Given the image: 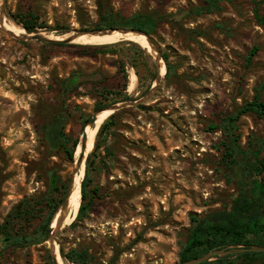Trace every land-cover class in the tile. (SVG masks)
<instances>
[{
    "label": "rangeland",
    "instance_id": "rangeland-1",
    "mask_svg": "<svg viewBox=\"0 0 264 264\" xmlns=\"http://www.w3.org/2000/svg\"><path fill=\"white\" fill-rule=\"evenodd\" d=\"M101 2L125 19L154 11L174 15V22L150 36L175 69L167 77L166 64H161L166 75L151 97L139 107L112 114L114 154L106 159L105 169L90 176L89 189L99 187L94 205L70 227L80 209V189L79 209L56 243L65 252L85 249L103 264L113 259L114 264H180L191 216L224 210L239 191L237 169L223 157V119L258 95L264 101V0H223L220 11L202 16L191 10L206 0H5L4 15L12 23L11 15H36L48 27L38 33L93 31L99 30ZM128 43L114 44L94 58L79 57L69 47L21 41L0 29V221L23 200L44 195L51 172L68 187L62 211L72 178L83 182L86 176L87 160L84 176L79 177L77 152L68 161L50 150L43 135L60 108L58 79L84 74L81 81L86 85L68 101L73 108L65 132L73 139L80 140L98 102L109 107L119 97L137 101L147 96L155 84L153 57ZM132 62L144 77L141 83L137 76L133 90ZM236 137L244 152L254 144L259 147L264 120L242 116ZM106 140L104 135L102 146ZM260 158L264 159V148ZM239 254L210 262L264 264V257L246 259ZM49 258L48 240L15 247L0 237V264H47Z\"/></svg>",
    "mask_w": 264,
    "mask_h": 264
},
{
    "label": "trees",
    "instance_id": "trees-1",
    "mask_svg": "<svg viewBox=\"0 0 264 264\" xmlns=\"http://www.w3.org/2000/svg\"><path fill=\"white\" fill-rule=\"evenodd\" d=\"M221 1L223 0H206L203 6L193 7L191 12L197 16H202L220 11L221 7L219 4ZM100 7L102 13L101 21L97 25L99 30L133 29L153 35L163 24L174 22L175 20L174 15L161 14L159 11L138 13L129 19H125L121 15L114 13L113 8L109 7L108 3L101 2ZM11 18L28 34L37 33L39 29L48 28L46 24L39 23L38 17L32 13L23 16L11 15ZM64 33L66 32L62 34ZM128 44L134 46L133 43ZM47 46L51 48L69 47L74 50L75 56L94 58L97 57L98 53L108 52L114 45L68 46L64 44H49ZM138 52L143 55L140 49H138ZM255 52L256 50L253 53ZM144 59L146 60L145 57ZM163 59L167 67V77H169L175 67L168 63V55L164 54ZM131 66L136 70L140 82L143 83L144 77L139 74L136 63L132 62ZM153 67L154 71L151 79L155 81L157 69L155 64H153ZM83 76V73L76 72L66 79H58L56 81V90L61 98L60 108L53 120L43 128V135L50 150L63 155L68 161H73L79 144V139H73L65 132L67 116L73 108L68 101L78 95L80 88L86 85L85 82L81 81ZM123 90H126V84ZM106 92L111 94L112 91ZM128 100L132 99L128 96H123L115 99L112 103ZM107 105L106 102L101 101L96 104L95 108L98 111ZM247 114H253L257 118L264 120V101L259 95L234 113L227 114L223 119L222 127L226 136V139L222 142V146L225 148L223 157L229 167L237 169L238 194L230 204L225 206L224 210L209 213L204 217L191 216L192 227L180 252V264L203 257L212 251L230 250L240 247H264V159L260 158L261 151L264 148V140H260L259 147L254 144L247 152H244L238 145L236 137L237 122L242 116ZM115 116L112 115L100 127L94 149L88 155L86 176L81 188V206L76 220L70 225L72 228L76 227L77 223L88 215V211L94 205L99 193L98 186L89 189L92 172L105 169L108 165L106 159L114 154L113 145L116 140L114 131ZM88 120L89 118L87 117L86 122ZM104 135H107V140L102 146L101 138ZM102 149L105 152L104 155L101 153ZM50 177L51 183L44 195L38 199L23 200L12 209L3 221H0V237L10 246H30L41 244L48 240L52 232L53 221L65 201L68 189L66 184H61L60 177L55 172H51ZM59 192H61L62 196L57 195ZM36 220H39V223L35 226L34 222ZM60 252L63 259L70 264H103L98 262L85 249H71L65 252L64 248L60 247ZM236 256L249 259L258 256L264 257V253H241ZM228 257L232 256L222 258ZM115 260L113 259L109 264H114ZM47 264H52L51 258H49ZM202 264L214 263L207 261Z\"/></svg>",
    "mask_w": 264,
    "mask_h": 264
},
{
    "label": "water",
    "instance_id": "water-1",
    "mask_svg": "<svg viewBox=\"0 0 264 264\" xmlns=\"http://www.w3.org/2000/svg\"><path fill=\"white\" fill-rule=\"evenodd\" d=\"M4 7H5V0H0V29L2 31L6 32L7 34L13 36L14 38L21 40V41H25V42L39 41V42H44V43H48V44H64V45L75 44L72 42L73 40L71 38L57 40V39H50V38L43 35V34L54 35L51 33H38L37 32V33H32V34H27V35H16L10 31H8L5 28ZM116 31L121 32V33L133 32V33H138V34H141V35H144L147 37L149 43L152 46V49L154 50V53H150V54L153 57L155 67L157 69V78L155 79V84L149 90V92L145 98H142V99L137 100V101H127V102L117 103V104H114L112 106L105 107L101 110L96 111L95 114L92 116V118L85 124L84 129H86L88 126H94L95 123L97 122V116L101 112L110 110V111H113L112 114H115V113H117L123 109H126V108L139 107L141 104H143L147 99H149L151 97L153 92L161 84L164 76L166 75V74L161 75V62L165 63V61H164L162 55L160 54L159 50L154 45V43L151 39V36L146 34L145 32L137 31V30H133V29H104V30H93V31H77L75 33L66 32L64 34H57L54 36L55 37H61V36H64L66 34H73L75 36L82 35V34H107V33L113 34ZM123 42H130V41H123ZM130 43H134V42H130ZM134 44H136V43H134ZM86 46H89V45H86ZM166 69H167V67H166ZM166 73H167V70H166ZM87 142H88V136L86 135L85 130H83V134H82V136L79 140V144L77 146V148L79 146H81L82 153L78 157L75 156V162H76V169L77 170H81V168L83 167V164L85 165V163H86L88 156L86 157L85 160H84V156H85V152H86V148H87ZM77 148H76V152H77ZM76 181L77 180L72 178L70 186H69L68 196H67L65 205L62 209L63 212L68 211L69 202H70L71 196L74 192V189L76 186L75 185ZM81 200H82V194H81ZM66 226L67 225H65L64 223H59L56 227H51L52 232L49 235L48 243H49V250H50V254H51L53 264H58L57 263V257L55 256V247L57 245L56 237ZM236 252L237 253H264V247H240L238 249L212 251V252L207 253L203 257H200V258L194 259V260H190V261H187V262L182 263V264H202V263H205L207 261H210L214 257L231 255V254L236 253Z\"/></svg>",
    "mask_w": 264,
    "mask_h": 264
},
{
    "label": "bare ground",
    "instance_id": "bare-ground-1",
    "mask_svg": "<svg viewBox=\"0 0 264 264\" xmlns=\"http://www.w3.org/2000/svg\"><path fill=\"white\" fill-rule=\"evenodd\" d=\"M5 28L10 31H14V34L16 35H23L25 34V30L22 29L20 26L16 25L15 23L12 22H7L5 21ZM10 31V32H12ZM13 33V32H12ZM44 36L50 38V39H57V40H62V39H68L71 38L73 43L79 44V45H89V46H104V45H114L123 41H130L138 44L142 49H146L147 52L149 53H154V50L152 49L151 44L149 43L148 39L146 36L138 34V33H121V32H114L113 34L107 33V34H82L75 36L73 34H66L61 37H55L54 35H46L43 34ZM162 68L164 66V62H161ZM161 75H164L163 72ZM131 90L134 89L135 83L137 81V75L136 73H133L131 75ZM113 111L107 110L104 112H101L97 116V122L95 123L94 126H88L85 130L86 135L88 136V142H87V148L84 156V160L86 157L93 151L95 143H96V138L98 131L100 127L104 124V122L112 115ZM82 149L81 146L78 147V151L76 153V157L81 155ZM84 169L85 165L83 164L81 171V175L79 177L84 176ZM81 179L78 178L76 181V186L74 189V192L71 196L69 206H68V211L63 212L60 211L57 213L55 216V219L53 221L52 227H56L59 223H64L65 225H70V223L74 220V215L77 213L79 209V190L81 189ZM55 256L57 257V263L58 264H65V261L63 257L60 254V249L59 246L56 245L55 247Z\"/></svg>",
    "mask_w": 264,
    "mask_h": 264
}]
</instances>
